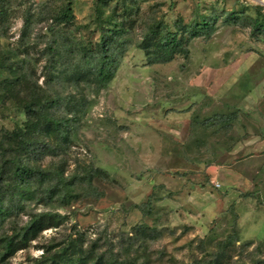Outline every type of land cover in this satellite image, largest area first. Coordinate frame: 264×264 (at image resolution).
Instances as JSON below:
<instances>
[{"label":"rangeland","instance_id":"1","mask_svg":"<svg viewBox=\"0 0 264 264\" xmlns=\"http://www.w3.org/2000/svg\"><path fill=\"white\" fill-rule=\"evenodd\" d=\"M69 1L74 20L57 22ZM257 4L264 0H0V142L10 145L27 121L32 94L55 100L53 111L71 119L69 136L35 161L68 181L76 175L69 187L55 175L58 191L39 188L7 218L0 264H50L60 252L106 264H264ZM199 14L216 18L210 33L152 60L150 34L171 29L186 39L183 27ZM115 23L119 66L101 85L83 48L97 53ZM47 213L58 224L45 218V229L24 239Z\"/></svg>","mask_w":264,"mask_h":264},{"label":"trees","instance_id":"2","mask_svg":"<svg viewBox=\"0 0 264 264\" xmlns=\"http://www.w3.org/2000/svg\"><path fill=\"white\" fill-rule=\"evenodd\" d=\"M74 18L70 1L63 5L55 15V20L59 23H71ZM215 19L212 15L199 14L188 26L183 27L182 33L187 34L186 39L177 30L166 29L161 34H157V31L150 34V37L144 40V46L153 52L152 60H170L176 53L185 50L184 46L189 39L210 33ZM250 23L255 31L264 34V6L262 4L256 5V14L251 17ZM113 26L108 29L107 34L101 33L97 53L93 49L83 48V54L88 57V60L95 59L91 72L96 82L101 85L107 84L114 78L119 66V59L114 48L111 47V42L115 40L116 35L123 32V27H118L116 23ZM8 66L14 70L11 65ZM19 76L22 78L23 73H19L16 78ZM54 103L58 102L52 100L51 103H47L39 98L37 93L32 94L22 107L26 112L27 121L23 123V126L18 125L9 134L8 144H13V147L5 146L0 142V227L13 212L23 207L25 200L34 198L39 188H43L48 195H52L53 191H58L51 185L55 175H58L62 182L64 181V187L75 184L76 175L68 181L63 179L62 171L44 169L35 161L37 154L54 149V140H66L69 136L71 119L57 115L52 109ZM8 147L12 148V152ZM95 171H100V169L96 168ZM56 216L47 213L33 218L24 229V239L37 237L45 229V218L52 217L53 224H58ZM13 246V243H7L9 249L17 248H12ZM54 257L50 258V264H106L102 258L94 259L88 255H80L72 261L63 257L61 252L58 259Z\"/></svg>","mask_w":264,"mask_h":264},{"label":"built area","instance_id":"3","mask_svg":"<svg viewBox=\"0 0 264 264\" xmlns=\"http://www.w3.org/2000/svg\"><path fill=\"white\" fill-rule=\"evenodd\" d=\"M217 186H219V183H216Z\"/></svg>","mask_w":264,"mask_h":264}]
</instances>
